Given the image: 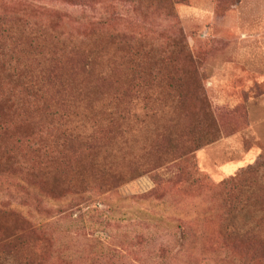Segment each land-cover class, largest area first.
Listing matches in <instances>:
<instances>
[{"label": "rangeland", "instance_id": "374dc122", "mask_svg": "<svg viewBox=\"0 0 264 264\" xmlns=\"http://www.w3.org/2000/svg\"><path fill=\"white\" fill-rule=\"evenodd\" d=\"M71 12L104 25L88 33ZM0 24V264L222 254L192 165L242 178L223 230L264 239V0H0ZM183 153L170 197L139 199ZM180 219L198 222L183 246Z\"/></svg>", "mask_w": 264, "mask_h": 264}, {"label": "trees", "instance_id": "16d2710c", "mask_svg": "<svg viewBox=\"0 0 264 264\" xmlns=\"http://www.w3.org/2000/svg\"><path fill=\"white\" fill-rule=\"evenodd\" d=\"M47 6H39L38 8L34 6L36 11H46L45 8ZM52 12V11H50ZM56 14H60V12L53 11ZM68 13V12H66ZM69 18L74 20L75 23L84 26L87 29L88 33L93 32L96 28L101 29L100 26L104 25V22L101 21L102 17L96 18L93 15H89L86 13L79 12H71L66 14ZM38 22H33L29 24H24L25 28L29 31L31 27L34 29H40L42 32L45 30L44 26L39 25ZM4 26L0 24V37L4 33ZM32 31V30H31ZM68 37V36H67ZM25 96L30 99L35 98L32 95V90L30 87H27L24 90ZM188 154H182L176 159H173L167 166H171L177 169L176 175L172 176V178L168 180H164L165 182L159 181V179L154 178V188L149 193L138 197L139 199H152V200H164L166 197H170V195H165V191H162V186L165 183L175 182L181 183L183 181L182 177V169L180 164L182 162H186V158ZM193 175L197 176L194 180L191 181V188L200 182H203L204 190L195 191L198 197H204L207 200V203L211 205L212 209L216 211V222L212 220L209 221V231L208 234V245L212 248L216 246L218 250L222 249V254H216L213 257H203L201 259V264H264V239H260L257 233L251 229L246 231L243 234H234L228 231V228L225 230L226 226V218L230 215H233L235 211L238 209V202L240 201L241 192L238 191V185L242 181V178H233L226 180L224 183L213 184L207 178H203L197 173H195V167L192 165ZM19 173L23 174L19 171ZM28 177L24 178L27 179ZM195 194V195H196ZM172 195V194H171ZM172 195L171 197H173ZM137 198V199H138ZM215 213V214H216ZM211 226L213 228H211ZM198 227V222L196 220H178V225L174 227L175 233L174 241L179 245L183 246L186 242H188L191 232H197L196 228ZM241 251L244 254V257L237 256V252Z\"/></svg>", "mask_w": 264, "mask_h": 264}]
</instances>
